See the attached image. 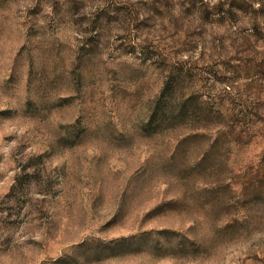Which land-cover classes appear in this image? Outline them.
I'll return each mask as SVG.
<instances>
[{
    "label": "rangeland",
    "instance_id": "obj_1",
    "mask_svg": "<svg viewBox=\"0 0 264 264\" xmlns=\"http://www.w3.org/2000/svg\"><path fill=\"white\" fill-rule=\"evenodd\" d=\"M0 264H264V0H0Z\"/></svg>",
    "mask_w": 264,
    "mask_h": 264
},
{
    "label": "trees",
    "instance_id": "obj_2",
    "mask_svg": "<svg viewBox=\"0 0 264 264\" xmlns=\"http://www.w3.org/2000/svg\"><path fill=\"white\" fill-rule=\"evenodd\" d=\"M185 115L184 107L174 110L156 101L150 111L146 128H158L163 126L175 125Z\"/></svg>",
    "mask_w": 264,
    "mask_h": 264
}]
</instances>
